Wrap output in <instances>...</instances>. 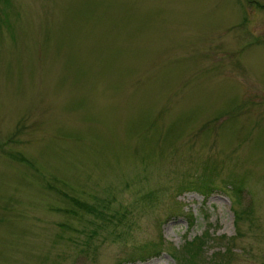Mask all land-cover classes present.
I'll use <instances>...</instances> for the list:
<instances>
[{"label":"rangeland","instance_id":"1","mask_svg":"<svg viewBox=\"0 0 264 264\" xmlns=\"http://www.w3.org/2000/svg\"><path fill=\"white\" fill-rule=\"evenodd\" d=\"M181 253L264 264V0H0V264Z\"/></svg>","mask_w":264,"mask_h":264},{"label":"trees","instance_id":"2","mask_svg":"<svg viewBox=\"0 0 264 264\" xmlns=\"http://www.w3.org/2000/svg\"><path fill=\"white\" fill-rule=\"evenodd\" d=\"M190 182V181H189ZM192 182L193 183H191V184H187L186 186H185V189H195V190H197L198 192H200V193H203V195L204 196H206L207 195V193L212 189V186L210 185V184H207V183H205L203 180H201V181H196V182H194V180H192ZM232 184H230V186H231ZM235 215H237L236 213H235ZM203 234L204 235H207L205 232H203ZM201 237H204V236H201ZM202 244H203V241H202V239L200 238V237H194V238H192L191 240H189L188 242H187V250H186V254H184V255H189L186 259H187V262H191L192 263V260L193 259H189V258H193V254H198V253H202ZM215 252L216 251H218V257H220L221 258V256H223V252L225 251L224 250V248H223V250L222 251H219L218 249L217 250H214ZM178 252V251H177ZM215 252H212L211 254H214ZM155 253H157L156 251L153 253L154 255H156ZM183 253V252H182ZM182 253L179 255V258H178V256H175L174 257V259L176 260V262L179 260L180 261V259H181V264H183L184 263V260H185V258H183L184 257V255H182ZM210 254V255H211ZM214 256H217V255H214ZM186 261V260H185ZM177 264V263H176Z\"/></svg>","mask_w":264,"mask_h":264}]
</instances>
